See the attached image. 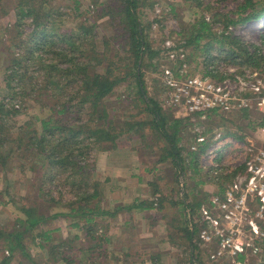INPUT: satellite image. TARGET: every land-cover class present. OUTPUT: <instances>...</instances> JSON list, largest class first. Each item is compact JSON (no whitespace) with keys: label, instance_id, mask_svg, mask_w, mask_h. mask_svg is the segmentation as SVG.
<instances>
[{"label":"trees","instance_id":"trees-1","mask_svg":"<svg viewBox=\"0 0 264 264\" xmlns=\"http://www.w3.org/2000/svg\"><path fill=\"white\" fill-rule=\"evenodd\" d=\"M151 1L90 0L88 10L83 12L81 1L73 0L71 9L76 25L66 28L63 21L65 13L56 7L55 0H0V19L12 13L15 15L14 24L7 29L9 34L13 33V37L10 53L4 57V83L12 99L19 98L21 101L20 108H16L12 102L6 103L1 99L0 90V173L5 174L16 167L21 172L30 170L38 175L34 179L35 184L32 181L36 195L33 199H27L29 205H21L17 199H11L20 215L9 232L5 230L6 226L0 228L2 249H8L12 254L0 264H10L19 249L29 259L22 240L38 231L39 227L56 220L69 223V228L84 232L89 243L97 241L99 245L76 248L73 243L80 240L79 236L62 240L56 245L51 234L61 232V228L42 230L37 234L43 243L39 247L47 249L50 263L104 264L108 249L102 244L108 246L112 243V239L106 236L109 229L107 219L116 218L124 211L155 209V202L138 200L133 206L125 209L119 207L114 212L105 210L103 206L106 199L104 185L95 175L96 162L91 163L88 159L94 154L99 155V152L117 151L119 141L125 136H129L131 141L139 138L141 144L145 145L142 148L146 150L150 139L160 145V158L153 165L156 166L153 170L158 171L157 164L169 166L168 172L173 168L175 187H172V192L180 185V176L186 175L189 167L195 164V172L199 171L198 162L209 145L204 142L196 152L188 150L192 161L191 166H187L183 153L188 148L180 146L183 139L179 125L183 121L170 118L163 113L158 102L146 98L143 74L138 70L140 62H144L146 50L152 52L151 58L155 57V52L144 40L142 13L145 8H152ZM194 1L198 7L201 5L199 0ZM9 6L14 9L10 11ZM205 10L217 12L211 22L202 18L198 24L186 30L187 46L198 49L203 40H208L203 48L207 58L216 61L217 58H211L209 53L219 50L220 55L226 54L231 63L242 60L243 65L261 68L262 55L251 51V45H246L240 36L234 32L227 33V30L262 20L264 0H244L235 13L238 16L236 19L234 15L222 14L214 6H208ZM91 12V18H83ZM105 20L113 31L111 37L102 36ZM217 23H223L226 34L221 35L214 30ZM27 24L32 27L30 33L24 32ZM100 37L105 53H100L98 49L97 40ZM3 41L1 39L0 43ZM60 45L63 49L58 48ZM17 47L20 53L15 56ZM44 55L49 56L48 60ZM98 67L104 69L103 74ZM124 83H129L128 90L131 91L128 102L135 101L134 106L140 108L138 115L144 116L142 120L129 115L122 121L117 99L115 103L110 102L117 88ZM29 103L49 111L50 118L39 125L35 120L21 124L19 119L29 115L32 106ZM145 128L150 130L151 138L145 134ZM143 163L147 165L146 161ZM153 170L149 168L147 171L152 173ZM42 171L45 173L42 174ZM237 173L234 171L225 178L232 180ZM220 179H223V174L219 175ZM52 185L56 186V190L61 185L59 196L53 195ZM151 185L155 186L153 195H160L157 204L162 210L166 197L161 196L162 191L157 184ZM65 192L73 200L64 203ZM188 197L185 196V201L180 198L174 204L179 209V220L185 219V225L182 226V223L178 232L174 228L168 231L162 243L173 244L181 251L184 258L181 257L180 262L187 260L189 264H207V260L210 264L209 254H205L199 245L197 224L192 229L187 221L188 209H199L204 198L195 196L191 203ZM104 230L103 234H99ZM152 233L156 235L154 230ZM37 236H34V240ZM100 248L104 251L98 253ZM99 257L102 259L99 260ZM150 258L154 261L159 259H154V255ZM115 260L119 262V259Z\"/></svg>","mask_w":264,"mask_h":264},{"label":"rangeland","instance_id":"rangeland-1","mask_svg":"<svg viewBox=\"0 0 264 264\" xmlns=\"http://www.w3.org/2000/svg\"><path fill=\"white\" fill-rule=\"evenodd\" d=\"M72 1L73 0H55L54 2L56 7L60 8L61 12L65 13L63 21L65 20L64 27L66 28H72L76 25L75 16L71 9ZM79 1L82 3L83 12L88 10L91 3L90 0ZM243 1L244 0H199V4L201 5L198 7V3L194 0H152V8H145L142 11L143 25L145 27L144 40L150 46V50L155 52V57L151 58L150 56H152V52L146 50L144 62L142 60L138 67V70L143 74L147 92L146 98L158 102L163 113L169 115L170 118L183 121L179 125L181 131L180 136L183 139L180 146H183V148L186 149L188 148L183 153L184 158H186L185 162L187 166H189L192 161V157L188 156V150H190V152H196L198 150L202 144L199 142L200 137L205 139V142L209 147L198 162L199 171H197V169V172H195V164L192 166L190 165L191 167L187 169L186 175L180 176V185L176 186L175 192H172V187L174 186L175 181L173 168L171 172H168L170 168L169 166L167 167V165L164 164H157L158 171L153 170L156 167H153V165L158 162L160 158V145L156 144V141H151L150 139V141H147L148 144L146 150L142 148V146L145 145L141 144L139 138L138 140L131 141L129 136H125L119 141V147L117 149V151L122 150L123 152H111L113 153V157L111 158L116 159L119 168H121L124 166L126 154L131 156V153H127L129 150L137 153L139 163H136L133 167L136 169L135 173L137 172L138 175L140 174L142 178H145L144 182L141 181L138 184L146 186L144 192L138 193L140 196L137 199L136 197L133 198L130 196V191H134L138 184H129L124 181V186H127L129 189L123 190L120 187H114L115 184L120 182V177H116V174H118L122 168L119 169L118 172L112 174L111 169L113 167L111 165H106V168L102 164L99 166V158L97 154H94L88 159L90 162H96V169H94L96 173L95 175L99 176L100 181L104 185L106 199L104 200L103 206L105 210L114 212L119 207L124 209L129 208L135 203L141 201L155 202V209L153 210L145 212H137L136 210L124 211L119 213L116 218L107 219L106 224H108L109 229L106 236L112 239V243L108 244V246H106L107 244H102V246H105V248L108 249L104 264H123L127 258L139 262L142 260L153 261L154 264H165L168 261V263L180 262L181 257L184 258V255H181L180 253L181 251L174 247L173 244L162 243V238H165L168 231L173 228L177 231L185 221V219L179 220V209L174 204L179 202L180 198L185 201V196H189L188 198L191 203L194 202V197L197 196L199 198H204L203 204H208L211 197L216 192L220 191L226 183L231 181L229 178L225 177L228 175L227 173L231 174L234 172L231 170L232 167L236 164H240L242 162V157L240 155L235 156V152L232 153L230 150L231 144L225 145L226 141H233L236 146L239 147L249 144L250 142L257 145L262 141L260 129L262 126L261 123L264 121V115L260 112L235 110L229 113L217 112L205 115H186L185 113H180L177 108L175 109L164 102L165 87L162 80L167 70H174L177 72L183 65H186L185 71L188 76H211L216 80H221L225 77L254 69L253 67L241 64L243 62L242 60L237 61L238 63H231V61L227 59V56H225L226 54L220 55L219 50H213L212 53H209L211 58H217L216 61L207 58V52L203 48H205V44L208 40H203L198 49H194L192 46H187L186 30L191 29L193 25L198 24L202 18L211 22L213 15L217 12L206 11V7L214 6L215 8H218L222 14L234 15V18L236 19L238 16L235 13L238 10V6ZM9 8L10 11L14 9H12L11 6H9ZM91 15L92 12L90 15H85L83 18H91ZM14 22V13L0 19V40H4L0 43V90L1 99L5 100L6 103L12 102L15 104L16 108H20L21 101L19 98L13 100L12 96H10V91H7V88L5 87V75L3 74L5 67L4 57L10 53L11 37H13V33L9 34L7 29L10 28ZM27 22L31 23V21ZM57 23L59 24V20H57ZM103 23L106 27L101 31L102 36L111 37L113 34L112 29L108 28V22L106 20L103 21ZM223 26V23H217L214 26V30L221 35L222 33L226 34ZM31 31L32 27L27 24L24 32L30 33ZM230 32H234L236 35L240 36L246 45H251V51H256L259 55H262L260 56L262 61L260 62L261 68L259 69L264 70V18L258 22H250L245 25L240 24L237 27H231L227 30V33ZM97 45L99 52L105 53V47L103 46V40H101V37L97 40ZM18 48L19 47L15 48V56L20 53ZM58 48L63 49V46L60 45ZM48 57L44 55L46 60H48ZM98 69L101 71L100 73L103 74L104 69L99 67ZM128 84L129 83H124L119 86L115 91V95L110 98V102L115 103L117 99V108L119 109L118 114L123 117L121 119L122 121L129 115L135 116L136 120H142L144 116L138 115L140 108L134 106L135 101L128 102V96H130L131 92L128 90ZM131 99H134L133 96ZM29 104H32L28 111L29 115H24L19 119L21 124L28 120H35L39 125L43 120L50 118L51 114L49 111L43 109V107L39 105H34L33 103ZM113 107L115 108V105H113ZM149 131L150 130L147 128L144 130L145 134L149 135V138H151ZM218 134L222 135V139L220 142H216L222 146L216 148L213 139ZM236 146L235 148H238ZM212 150H216V152L210 153ZM236 151L241 153V149H236ZM107 153L108 152H99V154L104 155ZM105 160L106 159L101 158V161ZM143 161H146L147 165H145ZM128 163L129 161H127V164ZM149 168L153 170L152 173L147 171ZM217 171L218 174L216 175ZM238 172H244V169L241 168ZM44 173L45 171H42V174ZM220 174H223V179L216 180V177ZM110 176L113 177V183ZM37 177L38 175L36 172L30 170L21 172L20 168L16 167L14 170L7 171L5 174L0 173V228L6 226L5 230H7V232L13 229V223L16 222L20 213L15 209L14 205H12L11 199H17V202L21 205H29L30 203L27 199H33L36 195V193H34L36 190L32 185L34 181H36L34 179ZM132 181L137 183V180ZM151 184H157L162 191L161 196L163 198L166 197L167 199H164V208L162 207V210L159 209L157 204L160 195H153L155 186H152ZM52 189L53 195L59 196L58 190L62 188L61 185H58L56 190V186L52 185ZM69 200H73V197L68 192L63 193V202L66 203ZM137 200L138 202H136ZM31 202L34 201L32 200ZM200 209L201 207L196 210L188 209L187 211L188 224L191 228L197 224L198 230L200 229ZM173 219H175V221H172ZM184 223L182 226L185 225ZM68 224L69 223H66L63 220H56L50 225L41 226L38 231L25 236L22 240V244L25 249L24 252L28 254L30 258L28 259L26 256H23L21 249H19L16 254L14 253V257L10 264H31V260L33 261V264H52L49 261L47 249L39 247V244L43 243L41 237H38L37 234H40L42 230L48 231L49 229L54 230L61 228V232L51 234L52 238H55L54 244L56 245L60 244L62 240H68V238L72 239L74 236L80 237L79 241L73 243L76 248H90L89 246L99 245L97 241L89 243V239L85 238L84 232L73 230L68 227ZM153 230L156 232V235L152 233ZM143 231L145 233L140 235ZM104 232L105 230L99 231V234H103ZM34 236H37L35 237V240ZM154 236H157V238H154ZM197 236L198 241L200 242L199 231ZM178 241L180 242V235ZM195 241L197 240L195 239ZM2 246L3 241L0 240V263L5 257L12 255L10 250H3ZM115 246L129 247V255L126 256L125 252H123L124 254L122 255H117L118 253L115 251ZM168 248H170V250L173 248L176 252L170 256V260L169 258L162 260L163 257L161 258L160 255H162L163 250L167 251ZM201 248L204 249L203 251L205 254L212 251L211 246L203 248L201 245ZM103 251L104 250L100 248L98 253ZM98 253H96L97 256ZM152 255L155 256L154 259H159L155 261L152 260L150 258ZM119 256L121 257L120 259ZM101 257H103V254ZM101 257H99V260ZM115 258L119 259V262L116 261ZM182 262L184 264H189L187 260ZM205 262L208 264L207 260ZM59 264L63 263L61 262Z\"/></svg>","mask_w":264,"mask_h":264},{"label":"built area","instance_id":"built-area-1","mask_svg":"<svg viewBox=\"0 0 264 264\" xmlns=\"http://www.w3.org/2000/svg\"><path fill=\"white\" fill-rule=\"evenodd\" d=\"M185 69L186 65L177 72L167 70L162 80L164 102L180 113L251 110L264 115V70L251 69L216 80L211 76H188ZM260 133L262 141L257 145L250 142L239 147L233 141L225 142L231 144L235 156L242 157L232 172L241 168L244 172H238L208 204L201 206L199 245L217 246L209 253L211 264L226 257L231 264H264V121ZM221 139L220 134L213 139L216 148L222 146L218 143ZM199 142L205 139L200 137ZM236 149H241V153Z\"/></svg>","mask_w":264,"mask_h":264},{"label":"crops","instance_id":"crops-1","mask_svg":"<svg viewBox=\"0 0 264 264\" xmlns=\"http://www.w3.org/2000/svg\"><path fill=\"white\" fill-rule=\"evenodd\" d=\"M116 152H123L122 150H120V151H116ZM113 153H114V151H113ZM113 153H107L106 155H104V154H99L98 155V158H99V166H101L100 164H102L105 168H106V165L107 166H112L113 168L111 169L112 170V174H114L115 172H118L119 171V169H121L122 168V170L120 171L121 173H123V174H121L120 172L118 173V174H116V177H120L119 178V183L118 184H115V186L114 187H120V188H122L123 190H127V189H129V188H127V186H124V184H125V182H127V183H129V184H131V183H133V184H138V183H140L141 181L142 182H144L145 180V178H142V176L139 174H137V172L135 173V168L133 167V166H135V164L136 163H139L138 162V155H137V153H135L134 151L132 152L131 150H129L127 153H131V156L129 155V154H126V160H125V163H124V166L123 167H121V168H119V166H118V164H117V162H116V159H114V158H111V157H113ZM131 157V158H130ZM101 158L102 159H106L105 161H101ZM128 158V159H127ZM127 161H129V163L127 164ZM110 163V164H109ZM138 167H139V165H138ZM140 168H141V166H140ZM126 173V174H125ZM127 175V176H126ZM110 178H111V180H112V183H113V177H111L110 176ZM132 180H137V183L136 182H134V181H132ZM125 181V182H124ZM139 189H141V190H139ZM146 189V186L145 185H142V184H138V186H137V188L135 187V189H134V191H130V196L131 197H136V199L137 198H139V192L140 193H142V192H144V190ZM121 190V189H120ZM134 201V200H133ZM131 203V202H130ZM136 212V211H135ZM134 212V213H135ZM123 230V229H122ZM145 232L143 231V232H141L140 233V235L141 234H144ZM136 234V233H135ZM137 237V236H136ZM162 240H166V236H165V238H162ZM163 244H169V243H164L163 242ZM216 248H217V246L216 245H213V246H211V250H216ZM115 251H116V253H118L117 255H122V254H124L123 252H125L126 253V256H128L129 255V247H121V246H115ZM209 251V250H208ZM175 252L176 251H174V249L173 248H171V250H170V248H168L167 249V251H162V255H161V258H162V260L163 259H167V258H169V260H170V256L171 255H173V254H175ZM209 253H210V251H209ZM208 253V254H209ZM121 257L119 256V259H120ZM150 260V259H149ZM139 261H135V260H132V259H126L125 261H124V263L123 264H154L153 263V261H148V260H142V261H140L139 263H138ZM169 262V261H168ZM165 263V264H182V263H180V262H175V263ZM210 264H211V262H209ZM231 264V262H230V260H229V258L228 257H226V260H222V261H220L218 264ZM184 264V263H183Z\"/></svg>","mask_w":264,"mask_h":264}]
</instances>
